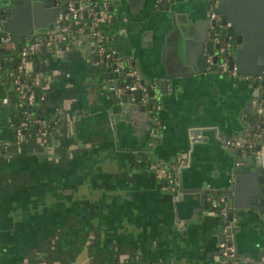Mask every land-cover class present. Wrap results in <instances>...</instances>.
I'll use <instances>...</instances> for the list:
<instances>
[{"label": "crops", "instance_id": "0c3cea01", "mask_svg": "<svg viewBox=\"0 0 264 264\" xmlns=\"http://www.w3.org/2000/svg\"><path fill=\"white\" fill-rule=\"evenodd\" d=\"M158 1L112 0L113 17L102 26L108 36L103 43L137 71L140 66L145 74H172L157 102L160 133L150 150L146 116L119 111L107 85L99 88L95 66L102 59L90 49L100 40L80 32L69 41L67 54L35 56L38 66L33 62L29 75L37 95L33 107L48 114L64 108V119L43 143L33 131L36 139L28 134L21 153H0V261L5 264H214L222 220L203 208L201 193L210 202L226 192L232 196L227 200L238 210L230 221L239 253L248 258L264 246V220L248 207L264 182L245 171L251 154L233 155L221 141L254 127L251 111L258 112L264 86L244 77L264 74L254 53L264 33V0H218L220 16L236 17L244 40L251 42L245 49L233 40L236 75L207 69L212 54L200 53L196 44V23L210 11L211 0H175L170 12L157 7ZM9 92L0 84V100ZM108 109L115 112L114 127ZM12 121L10 104L0 102V138L12 135ZM260 144L255 166L264 167V141ZM175 153L184 164L190 153V164L181 171L184 190L173 200L175 194L163 189L150 164ZM234 157L246 159L240 175L231 173V184ZM261 260L264 264V256Z\"/></svg>", "mask_w": 264, "mask_h": 264}, {"label": "built area", "instance_id": "2783aa9c", "mask_svg": "<svg viewBox=\"0 0 264 264\" xmlns=\"http://www.w3.org/2000/svg\"><path fill=\"white\" fill-rule=\"evenodd\" d=\"M111 2L112 0H65V10L58 13L52 29L32 33L25 37L17 53L15 68L7 70V74L11 77V87L16 91V98L12 102L6 94L0 100L4 105L10 104L13 119L11 126L15 128L14 133L9 138H0V153L9 156L21 153L31 130L43 143L42 139L49 135L60 120L58 116L50 120L41 117L38 113H33L32 107L37 95L33 84L29 81V75L32 70L34 57L39 52L49 51L55 54H62L66 51L71 38L80 32H86L93 39L100 40L98 43L93 44L90 53L97 54L99 59L110 61V63L115 62L117 69L127 68L126 74L130 77V81L122 87L115 88L112 86L110 89H114V93L118 96L127 90L140 89L141 100L139 102L144 106L149 104L147 90L149 87H154V83L148 85L142 82L140 74L133 65L129 62L127 63L124 58L119 57L115 49L109 48L103 43L108 36L102 29V24L111 21L113 17L110 11ZM217 7L218 0H211L209 19L214 20L211 25L214 28L213 40L218 43V49L215 53L218 55V63L221 66V70L236 75L235 67L229 66L234 42L231 36L227 35L226 24L221 21ZM11 40L10 34L4 31L0 20V47L11 46ZM209 60L211 61V58ZM1 70L2 62L0 60V75L2 73ZM251 77L245 76V78ZM253 78L262 81L264 80V74L254 75ZM257 104L261 122L264 124V97ZM158 108L159 104L155 103L149 110H157ZM262 131H264V127L258 126L252 130L249 128L241 135L226 137L224 145L227 148L236 149L241 157L246 156L248 150H251L255 153V158L259 160L262 151L260 148L256 149V145ZM176 162L184 164V158L181 154H178L175 157V161L170 164H165V162L160 160H155L150 164L156 176L163 180V189L172 193H175L178 189V178L175 170L177 167ZM241 163L242 161L240 160L236 162L237 165ZM208 213L210 215H218L222 220L219 230L218 251L214 264H245V262L237 258L235 247L231 241L229 202L225 194L213 196ZM0 264L5 263L0 261Z\"/></svg>", "mask_w": 264, "mask_h": 264}, {"label": "water", "instance_id": "95a60500", "mask_svg": "<svg viewBox=\"0 0 264 264\" xmlns=\"http://www.w3.org/2000/svg\"><path fill=\"white\" fill-rule=\"evenodd\" d=\"M174 1L175 0H168L166 2H163V0H159L156 3V6L159 8H164L165 10H169L170 12L171 10L170 4ZM64 10H65V0H0V20L2 23V27L5 32L11 35V38L13 40H18V41H20L21 39L27 37L28 35L32 33H38V32H43V31L52 29L54 27V21H55L56 16L58 15L60 11H64ZM221 21L224 24H226V32L228 36L230 35L231 38L238 43L243 42L244 43L243 48L245 47V49H246V45L248 46L250 45L251 42L247 43V41L244 40V36H243L244 31L238 25V20L236 19V17L229 18L228 15L222 14ZM213 23H214V20L209 19V10L207 8L205 16L202 19H199L198 22L196 23L197 32L194 35V37L196 39V44L199 47L200 53L203 52L205 56L206 54H212V63L207 67V69L215 71V70H221V66L218 63V55L215 53V51L218 49V43H216L213 40L214 28L211 27ZM108 24H109L108 22H105L102 24V26H106ZM208 28H211V29L209 30ZM187 31L189 32V30H185L186 33ZM263 44H264V33H262V35L260 36V39L258 41V44L254 52L257 57L256 60L260 64L264 63V45ZM243 48L240 47L239 49H236V51L241 52ZM2 49L3 48L0 47V50ZM72 53H75L74 50L72 51ZM65 54H67V52H65ZM60 55L61 54H55L49 51L46 52L47 59L48 57L57 58ZM61 57L64 59V56H61ZM119 57L125 58L123 54H120ZM233 65H234V59L231 56L229 60V66L233 67ZM37 66H38L37 58L34 57V67L37 68ZM40 68L43 69V66H40ZM45 68H48V66H46ZM95 68L99 74V80H100L99 83L101 84L99 88L100 87L103 88L107 85L108 91L111 93L110 100H112V102H115L117 103V105H119L120 107L119 111L128 112V111L134 110V111H137L138 113L144 114L146 118L149 120L150 122V124H148L149 125L148 126L149 127L148 128L149 140L146 146V150H150V148L152 147L151 145L155 141L156 136L160 133V130L158 127V115L153 116L152 113L150 114L146 113L145 111L146 107L138 103L141 100L140 89H135L134 91L127 90L126 92H123L120 96H117L114 93V89H110V87L112 86L115 88L122 87L125 83L130 81V77L126 74L127 68L117 69L115 62L110 63V61H106V60H102L100 65L97 67L95 66ZM138 72L141 76L142 82L148 85L154 83V87H151L148 90V94L153 95L154 93L158 92L159 94L155 97L157 100H161V96L164 93H166L168 90L167 83H169L168 79H171L172 74H169L168 72H165L163 74H158L157 72L151 73V74H145L144 72L141 71L140 66H138ZM253 76L251 78L244 77V80L250 83L260 82L259 80L254 79ZM120 77H122L124 80L119 81ZM262 85L264 86V81L262 82ZM156 87L157 89H155ZM258 88L260 89V87ZM258 88H255V90H257V92L254 93L255 96L259 95ZM263 97H264V90H263L262 98ZM249 100L251 102L252 98H249ZM259 100H261V98H259ZM150 101L153 102L154 101L153 98ZM61 103H62L61 106L55 105V108L57 107L61 108L64 105L63 100ZM36 112L41 117H45L50 120H52L54 117H57L59 114H60L59 117H63L64 119V108L60 113L48 114L46 108L36 109ZM251 112L254 113V116L256 118L253 129L257 128L258 126L264 127V124L261 122V117L259 113L255 111H251ZM108 113L112 121V126L114 127L112 116L114 115L115 112L112 109H108ZM60 122H63V121H58L57 124L53 127V130H52L53 134L56 133L57 129L60 127ZM14 130L15 128H12V133H14ZM196 131L197 129H194V128L191 129L189 131L190 136ZM224 139L225 138H222L221 141L224 142ZM263 141H264V131H262L259 137V141L256 145V149H259L261 147L260 142H263ZM246 149L248 150V148ZM230 151L234 155V153L236 152V149L233 148ZM249 154H251L250 156L251 163L248 166V168L245 169V171L248 172L247 173L249 174L248 177H250V175L255 176L257 182L262 183L264 182V167L255 166L257 164L255 153L251 150H248V153L246 154V156ZM175 155L176 153L170 159H166V158L163 159L165 161V164L172 163L174 161L172 158ZM155 160H161V159L155 158ZM244 160H242V163L238 166L236 164L237 159L236 157H234L233 159L234 164H233L232 169L229 172V182L231 184H233L234 182L231 179L232 178L231 173L237 171V175H240V173L242 172V168L245 164ZM176 164L178 168L176 167L175 170L178 171L179 183H178V189L174 193L175 195L173 197V200H176L177 196L179 198L182 191L184 190V188L182 187V172L181 171L186 166H189L190 153H189V157L187 158L186 164L180 166V168H179V163L176 162ZM251 167H253L252 170H250ZM204 191H207V190L204 189ZM201 197L205 198V200H203V205H202L203 208L208 209L210 206V203H209L210 200L206 198V193H201ZM226 197L231 198L232 196H230L229 192H226ZM236 207L237 206L234 204L233 206L229 207V212H230L229 219H231V217L235 214L238 216V213H237L238 210L234 209ZM248 207L251 208V211H253L254 214H257L258 217L264 220V217H262V214L264 213V186L260 187L258 192L252 196L250 200V205ZM248 212L250 213V211L246 210L244 211V214L248 215L247 214ZM176 225L178 226L180 224L176 223ZM230 226H231L230 230L232 231V234H233L232 243L235 247L236 256L239 259H241V261L243 262L245 261V264H249V263L263 264L261 258L264 256V246L260 245L261 246L260 248L262 249H257V251L255 252V255H252L251 257H248V258L244 257L242 253H239L237 250V242H236V239L234 236V230H233L234 223L232 220L230 221ZM179 227L182 228L183 225H180ZM257 246L259 247V243L257 244Z\"/></svg>", "mask_w": 264, "mask_h": 264}, {"label": "trees", "instance_id": "16d2710c", "mask_svg": "<svg viewBox=\"0 0 264 264\" xmlns=\"http://www.w3.org/2000/svg\"><path fill=\"white\" fill-rule=\"evenodd\" d=\"M21 44L22 43L20 41L12 39L11 46H4L3 49L0 50V60L2 62L0 84H2L5 88L10 89V92L7 95L9 96V99L12 100V102L16 98V91L11 87V77L7 74V70L15 68V64L17 62V53ZM32 111L34 114L37 113L34 107H32Z\"/></svg>", "mask_w": 264, "mask_h": 264}, {"label": "flooded vegetation", "instance_id": "af4514ba", "mask_svg": "<svg viewBox=\"0 0 264 264\" xmlns=\"http://www.w3.org/2000/svg\"><path fill=\"white\" fill-rule=\"evenodd\" d=\"M233 49H235V47H234V45H233V47H232V51H233ZM264 80H262V81H260L261 83L263 82ZM151 87H149L148 88V90L150 89ZM148 90H147V94H148ZM148 96H149V98H148V100L150 101L152 98H153V102H149V104L147 105V106H145V107H148V109H150V107H152L153 105H155V103H157L158 102V100L156 99V95H155V93L153 94V95H149L148 94ZM151 113H152V115L153 116H156V109L155 110H153V109H151V111H150ZM153 162V161H152ZM151 162V163H152ZM151 168V167H150ZM152 169V168H151ZM153 170V172H154V174H155V176H156V173H155V171H154V169H152ZM156 178L157 179H159V181H160V184H162L163 183V180L162 179H160V178H158L157 176H156Z\"/></svg>", "mask_w": 264, "mask_h": 264}, {"label": "rangeland", "instance_id": "374dc122", "mask_svg": "<svg viewBox=\"0 0 264 264\" xmlns=\"http://www.w3.org/2000/svg\"><path fill=\"white\" fill-rule=\"evenodd\" d=\"M1 123H3V121H1ZM2 125V124H1ZM33 133V130L31 131V133H30V138H32V139H36L35 137H34V135H31ZM47 137H50V135H48Z\"/></svg>", "mask_w": 264, "mask_h": 264}]
</instances>
